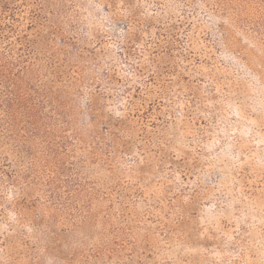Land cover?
Returning <instances> with one entry per match:
<instances>
[{"label": "rangeland", "instance_id": "obj_1", "mask_svg": "<svg viewBox=\"0 0 264 264\" xmlns=\"http://www.w3.org/2000/svg\"><path fill=\"white\" fill-rule=\"evenodd\" d=\"M0 264H264V0H0Z\"/></svg>", "mask_w": 264, "mask_h": 264}]
</instances>
